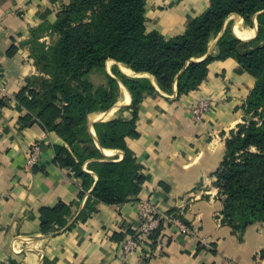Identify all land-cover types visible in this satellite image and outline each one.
<instances>
[{
    "label": "crops",
    "instance_id": "0c3cea01",
    "mask_svg": "<svg viewBox=\"0 0 264 264\" xmlns=\"http://www.w3.org/2000/svg\"><path fill=\"white\" fill-rule=\"evenodd\" d=\"M69 2L0 0L1 78L9 93V100L0 94V264H264V222L233 229L222 222V199L210 189L224 153V136L240 121V105L254 83L233 58L210 63L201 85L179 96L175 85L172 92H162L152 75L106 61L105 71L117 80L113 68L127 76L148 77L156 89L138 102L135 135L125 138L142 182L136 199L119 205L99 202L86 219H77L97 180L91 170L94 159L69 166L55 163L53 147L69 149L68 145L18 100L20 91L39 75L30 57L33 39L50 43L57 12ZM208 4L209 0H144V23L147 29L172 37ZM235 30L239 37L240 29ZM250 31L249 38L255 26L243 32ZM118 86L122 90L106 112L87 116L93 145L103 155L97 161H119L124 155L120 149L100 147L92 126L95 121L131 117L130 110L122 109L130 94L119 80ZM200 99L210 101V107L194 121L190 109ZM34 142L40 146L39 159L27 167ZM82 172L92 176L86 191ZM143 201L167 217L139 250L124 257L121 243L135 233ZM59 204L69 207L62 217L66 226L73 222L70 229L55 223ZM174 217L189 225L195 236L181 234L171 221ZM198 237L205 243L200 244Z\"/></svg>",
    "mask_w": 264,
    "mask_h": 264
},
{
    "label": "trees",
    "instance_id": "16d2710c",
    "mask_svg": "<svg viewBox=\"0 0 264 264\" xmlns=\"http://www.w3.org/2000/svg\"><path fill=\"white\" fill-rule=\"evenodd\" d=\"M85 4L90 7L89 15ZM144 13V0H70L57 12L50 43L46 45L33 39L30 48V57L39 75L32 77L20 91L18 100L44 128L55 131L68 145L69 149L53 147L55 163L69 166L94 159L91 170L97 180L77 219H86L96 211L95 205L99 202L119 205L136 199L142 182L139 165L128 150L125 138L135 135L138 102L145 93L156 89L148 77H130L113 68L112 72L130 94V102L122 109L130 110L131 117L92 123L100 147L124 152L119 161H97L103 155L93 145L87 116L108 110L116 102L119 88L118 80L105 71L106 61L112 59L136 73L152 75L163 92H172L175 85L179 96L201 85L210 63L233 58L254 80L242 104L244 115H252L237 123L236 129L229 130L222 159L212 174L216 183L231 189L222 200V222L233 229L264 222L259 220L264 214V198L247 199L241 187L245 177L253 180L264 176V153L260 150L264 147V0H209L208 6L189 20L181 33L172 37L147 29ZM231 14L240 15L250 26L255 18V35L241 40L223 29L214 50L204 56ZM84 18H88L89 28L73 38L70 25ZM91 73L100 74L103 83L95 86L88 81ZM90 144L91 148L84 147ZM251 147L260 153L250 152ZM234 155L242 158H232ZM91 179L89 173H81L83 191L88 189ZM231 202L233 215L225 210V205ZM54 211L59 227L67 230L73 226V222L66 226L67 220L62 217L69 213L68 206L59 204ZM49 222L47 218L46 223Z\"/></svg>",
    "mask_w": 264,
    "mask_h": 264
},
{
    "label": "built area",
    "instance_id": "2783aa9c",
    "mask_svg": "<svg viewBox=\"0 0 264 264\" xmlns=\"http://www.w3.org/2000/svg\"><path fill=\"white\" fill-rule=\"evenodd\" d=\"M0 94L4 99L9 100L8 91L2 82L1 78V65H0ZM210 102L207 99L198 100L191 108V117L194 121H200L203 114L209 110ZM40 154V146L38 142L31 144L30 149L26 156V166L32 167L37 164ZM167 216L156 210L152 203L143 201L138 208L137 224L135 226V233L131 236L124 238L121 243V252L124 257H128L139 250L141 243L144 242L155 230L162 218ZM171 221L176 224L181 234L185 236L194 237V230L189 227L180 218H171ZM200 244L205 243L204 238H197Z\"/></svg>",
    "mask_w": 264,
    "mask_h": 264
},
{
    "label": "rangeland",
    "instance_id": "374dc122",
    "mask_svg": "<svg viewBox=\"0 0 264 264\" xmlns=\"http://www.w3.org/2000/svg\"><path fill=\"white\" fill-rule=\"evenodd\" d=\"M86 5V4H85ZM84 5V8H86V10L88 9V13L87 15H89V6H85ZM98 7V2H96L94 5H93V8H97ZM232 15V14H231ZM229 15L225 21H224V25H223V28L222 29H227L229 30L234 36H235V32H234V29L235 28H239L240 31H244V29H251V28H254L255 26V21L253 19V25L250 26L248 24H245L242 17L238 14H234V16H231ZM237 25V26H235ZM73 30V38L76 37V35L78 34H82L83 31H85L87 28H89V20L88 18H84L83 20H80L79 22H75V23H72L70 25ZM235 26V27H234ZM246 31H249V30H246ZM256 31L254 32V35H255ZM253 35V36H254ZM252 36V37H253ZM72 56V55H71ZM112 63H108V66L111 67ZM115 75V77L118 78V76H116V73H113ZM130 77H136V76H130ZM87 80L90 81L91 83H93L95 86L103 83L104 81V78L98 74V73H91L87 76ZM119 80V78H118ZM118 94L120 93V91L122 90V87L118 86ZM163 92V91H162ZM210 102V101H209ZM245 101H243L242 104H244ZM242 104L240 105L241 106V117H240V122H243L242 119H249V117L252 115V113H249L247 115H244V112H243V109H242ZM106 112V111H105ZM190 114H191V109H190ZM111 116V114L109 115ZM257 118V117H255ZM236 125L237 124H234L233 128L232 129H236ZM215 136V135H214ZM229 137V131L226 133V135L224 136V142H225V139ZM260 150L264 153V147L260 148ZM260 150L256 149L255 147H251L249 149L250 152H259L260 153ZM242 158L241 155H234L232 158ZM211 186L210 189L215 191V193L217 194L218 197H221V199H226V193H228V191L230 192V188H228L227 185H222V183H216L215 182V179L211 182ZM242 188L245 189L246 193H245V197L247 199H252V200H256V199H263L264 198V176H256L255 179L251 180L249 177H245L242 181ZM223 194V195H222ZM232 202L230 204H226L225 205V210L227 213H229L230 215L232 214L233 215V211H232ZM260 221H264V214L261 215Z\"/></svg>",
    "mask_w": 264,
    "mask_h": 264
},
{
    "label": "bare ground",
    "instance_id": "6f19581e",
    "mask_svg": "<svg viewBox=\"0 0 264 264\" xmlns=\"http://www.w3.org/2000/svg\"><path fill=\"white\" fill-rule=\"evenodd\" d=\"M254 33V32H253ZM251 34H252V31H250L249 33H246V32H238V35H239V37L241 38V39H248L250 36H251ZM238 37V38H239Z\"/></svg>",
    "mask_w": 264,
    "mask_h": 264
},
{
    "label": "water",
    "instance_id": "95a60500",
    "mask_svg": "<svg viewBox=\"0 0 264 264\" xmlns=\"http://www.w3.org/2000/svg\"><path fill=\"white\" fill-rule=\"evenodd\" d=\"M254 21H255V31H256V19L254 18ZM222 32H223V29L218 33V35H217V37H216V39H215V42L217 41V39L219 38V36H221V34H222ZM238 38V37H237ZM252 38V37H251ZM251 38H249V39H251ZM240 39V38H239ZM249 39H247V40H249ZM241 40H243V39H241ZM209 50H207V53L204 55V56H206L207 54H209Z\"/></svg>",
    "mask_w": 264,
    "mask_h": 264
}]
</instances>
